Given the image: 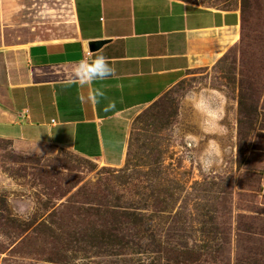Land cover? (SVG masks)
I'll use <instances>...</instances> for the list:
<instances>
[{
    "label": "rangeland",
    "instance_id": "obj_1",
    "mask_svg": "<svg viewBox=\"0 0 264 264\" xmlns=\"http://www.w3.org/2000/svg\"><path fill=\"white\" fill-rule=\"evenodd\" d=\"M241 13L133 121L120 168L0 140V264H264V0Z\"/></svg>",
    "mask_w": 264,
    "mask_h": 264
},
{
    "label": "crops",
    "instance_id": "obj_2",
    "mask_svg": "<svg viewBox=\"0 0 264 264\" xmlns=\"http://www.w3.org/2000/svg\"><path fill=\"white\" fill-rule=\"evenodd\" d=\"M241 23V0H0V140L118 169L133 121L191 71L213 67ZM95 41L107 43L90 52ZM96 55L114 75L81 86L75 63ZM94 88L99 103L87 100Z\"/></svg>",
    "mask_w": 264,
    "mask_h": 264
},
{
    "label": "clouds",
    "instance_id": "obj_3",
    "mask_svg": "<svg viewBox=\"0 0 264 264\" xmlns=\"http://www.w3.org/2000/svg\"><path fill=\"white\" fill-rule=\"evenodd\" d=\"M114 71V68L110 66L108 59L104 55H96L91 61L85 59L77 61L72 74L73 80L83 86L94 81H103L114 75ZM103 98L104 92L100 88H94L89 92L87 100L92 103H99ZM81 99L83 100V98ZM109 107H114V104H110ZM212 162L208 157L202 159L205 168L210 167Z\"/></svg>",
    "mask_w": 264,
    "mask_h": 264
},
{
    "label": "water",
    "instance_id": "obj_4",
    "mask_svg": "<svg viewBox=\"0 0 264 264\" xmlns=\"http://www.w3.org/2000/svg\"><path fill=\"white\" fill-rule=\"evenodd\" d=\"M106 43H107V41L90 42L88 44V49H89L90 52H95V51L99 50Z\"/></svg>",
    "mask_w": 264,
    "mask_h": 264
}]
</instances>
